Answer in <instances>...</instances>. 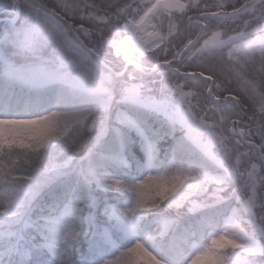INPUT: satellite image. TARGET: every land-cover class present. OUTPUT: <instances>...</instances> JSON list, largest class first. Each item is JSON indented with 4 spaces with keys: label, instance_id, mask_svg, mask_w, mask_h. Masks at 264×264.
<instances>
[{
    "label": "snow or ice",
    "instance_id": "6c2138e0",
    "mask_svg": "<svg viewBox=\"0 0 264 264\" xmlns=\"http://www.w3.org/2000/svg\"><path fill=\"white\" fill-rule=\"evenodd\" d=\"M0 16V264H264V0Z\"/></svg>",
    "mask_w": 264,
    "mask_h": 264
},
{
    "label": "trees",
    "instance_id": "16d2710c",
    "mask_svg": "<svg viewBox=\"0 0 264 264\" xmlns=\"http://www.w3.org/2000/svg\"><path fill=\"white\" fill-rule=\"evenodd\" d=\"M208 2H214V0H208ZM2 24V23H1Z\"/></svg>",
    "mask_w": 264,
    "mask_h": 264
},
{
    "label": "water",
    "instance_id": "95a60500",
    "mask_svg": "<svg viewBox=\"0 0 264 264\" xmlns=\"http://www.w3.org/2000/svg\"><path fill=\"white\" fill-rule=\"evenodd\" d=\"M3 21V17H0V22Z\"/></svg>",
    "mask_w": 264,
    "mask_h": 264
},
{
    "label": "rangeland",
    "instance_id": "374dc122",
    "mask_svg": "<svg viewBox=\"0 0 264 264\" xmlns=\"http://www.w3.org/2000/svg\"><path fill=\"white\" fill-rule=\"evenodd\" d=\"M0 25H2V24L0 23Z\"/></svg>",
    "mask_w": 264,
    "mask_h": 264
}]
</instances>
